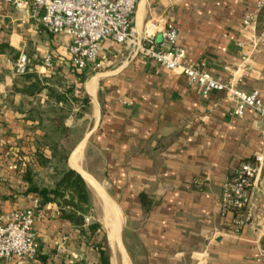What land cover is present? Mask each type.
<instances>
[{
  "label": "crops",
  "instance_id": "obj_1",
  "mask_svg": "<svg viewBox=\"0 0 264 264\" xmlns=\"http://www.w3.org/2000/svg\"><path fill=\"white\" fill-rule=\"evenodd\" d=\"M249 11H257V0H137L134 37L160 42L173 22L191 61L248 93L259 90L264 101V7L245 31ZM69 44L67 35L32 21L28 8L0 10V212L39 203L32 228L38 256L29 264H101L100 227L89 229L90 212L78 226L58 201L43 202L31 190L54 185L53 167L38 160L53 155L44 144L52 108L67 115L68 166L89 188L76 165L95 180L108 219L122 215L121 264H264V162L244 213L225 210V185L241 163L264 157V118L250 108L235 116L226 92L204 98L185 75L111 39L100 43L99 67L76 70ZM21 53L29 58L25 75L14 72ZM47 55L51 68L42 65Z\"/></svg>",
  "mask_w": 264,
  "mask_h": 264
},
{
  "label": "built area",
  "instance_id": "obj_2",
  "mask_svg": "<svg viewBox=\"0 0 264 264\" xmlns=\"http://www.w3.org/2000/svg\"><path fill=\"white\" fill-rule=\"evenodd\" d=\"M4 5L18 10L29 9L30 18L53 34H65L70 39V65L84 71L93 65L99 67L100 43L111 39L119 44L135 46L139 54L157 63L160 67L185 75L199 86L204 98L213 91L226 92L234 99L233 114L242 118L247 108L264 118V101L259 90L248 93L239 87L225 83L204 70V63L193 62L187 51L178 45L179 31L173 22H168L162 31L161 41L147 34L141 40L134 37V14L137 0H0ZM264 7V0H257V11L247 12L243 29L253 28L257 12ZM264 42V33L259 37ZM54 56L47 55L42 65L53 66ZM29 58L21 53L15 62L14 72L25 75ZM264 138V134H263ZM264 162L262 154L254 161L242 162L236 176L225 185V210L242 215L248 204V192L257 178ZM39 213V203L32 209H15L0 212V259L16 260L17 264H29L38 256V245L32 228ZM86 224L89 218H86Z\"/></svg>",
  "mask_w": 264,
  "mask_h": 264
},
{
  "label": "trees",
  "instance_id": "obj_3",
  "mask_svg": "<svg viewBox=\"0 0 264 264\" xmlns=\"http://www.w3.org/2000/svg\"><path fill=\"white\" fill-rule=\"evenodd\" d=\"M51 96L56 100L68 101L65 95H59L56 91H51ZM51 124L45 136L44 144L51 149L53 155L48 158L42 154L39 155V162L44 167H53L54 185L52 187H41L33 185L31 190L37 192L43 202L56 200L59 202L63 216L78 226L86 225L85 216L91 208V198L89 187L84 178L67 164L69 153L72 149V140L69 139V129L65 126L67 117L64 109L52 108ZM63 138H66L63 141ZM89 229L96 231L100 225L98 223H89ZM101 253V264H110V259L105 253L101 244H98Z\"/></svg>",
  "mask_w": 264,
  "mask_h": 264
},
{
  "label": "rangeland",
  "instance_id": "obj_4",
  "mask_svg": "<svg viewBox=\"0 0 264 264\" xmlns=\"http://www.w3.org/2000/svg\"><path fill=\"white\" fill-rule=\"evenodd\" d=\"M89 191H90V198H91V208L89 210L90 213L88 214V216L94 219L96 223L100 225L102 247L105 253L108 255L109 259L112 257V259L115 260V258H113L112 256V251L110 249L111 246H110V240H109V233L111 229H114L115 235L119 237V244H121L120 246L121 248L119 249L117 248L118 251L116 253L118 254L122 250V242L120 239V233L122 230V223H123L122 215L120 213L121 220L120 218L114 221L108 219L107 215H110L109 208H107L106 210L105 204L102 203V200L100 199L99 195L93 188L90 187ZM113 206L115 207L114 214L119 216L117 212V209H118L117 206L116 205H113ZM117 262H118L117 264H121V256L119 254L117 255Z\"/></svg>",
  "mask_w": 264,
  "mask_h": 264
},
{
  "label": "bare ground",
  "instance_id": "obj_5",
  "mask_svg": "<svg viewBox=\"0 0 264 264\" xmlns=\"http://www.w3.org/2000/svg\"><path fill=\"white\" fill-rule=\"evenodd\" d=\"M82 153H83V144H81L79 147H77V149L74 151V153L72 154V158H71V164L75 166V162H80L81 158H82ZM77 168H79L81 171V173L84 175L85 179L95 188V190L98 192V195L100 197H102V201L105 204V208L107 210V204H106V200L104 198V195L102 194L101 190L99 189L97 183L95 182V180L88 174L86 173L84 170H82V168L80 167V164L76 165ZM92 187V188H93ZM109 240H110V249L112 251V256L113 258H115L114 261L117 260V248H121V244H119V237L117 235H115L114 233V229H111L110 233H109ZM127 260V259H126Z\"/></svg>",
  "mask_w": 264,
  "mask_h": 264
},
{
  "label": "water",
  "instance_id": "obj_6",
  "mask_svg": "<svg viewBox=\"0 0 264 264\" xmlns=\"http://www.w3.org/2000/svg\"><path fill=\"white\" fill-rule=\"evenodd\" d=\"M93 222H94V220L91 221V223H93Z\"/></svg>",
  "mask_w": 264,
  "mask_h": 264
}]
</instances>
